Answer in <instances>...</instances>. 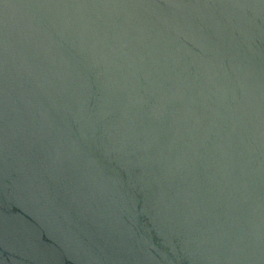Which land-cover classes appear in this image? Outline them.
I'll return each mask as SVG.
<instances>
[{
    "label": "water",
    "instance_id": "1",
    "mask_svg": "<svg viewBox=\"0 0 264 264\" xmlns=\"http://www.w3.org/2000/svg\"><path fill=\"white\" fill-rule=\"evenodd\" d=\"M0 264H264V0H0Z\"/></svg>",
    "mask_w": 264,
    "mask_h": 264
}]
</instances>
